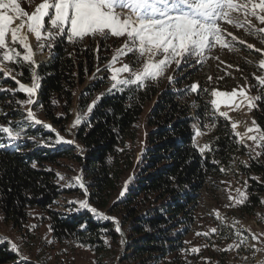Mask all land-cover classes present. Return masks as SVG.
<instances>
[{"label":"trees","instance_id":"16d2710c","mask_svg":"<svg viewBox=\"0 0 264 264\" xmlns=\"http://www.w3.org/2000/svg\"><path fill=\"white\" fill-rule=\"evenodd\" d=\"M94 44L85 38L75 44L58 38L51 48L52 62L36 70L40 97L32 108L43 124L22 119L27 106L18 102L26 100V94L11 78H0V88L14 91V95L0 91V126L15 130L18 122L25 121L22 140L0 149L4 223L26 235L31 211H39L54 242L87 248L98 264H115L122 256L121 264H246L252 250L244 231L224 225L215 233L203 232L196 225L208 184L231 174L245 176L246 181L230 215L237 223L258 219L257 211L264 207V152L249 157L238 174L236 160L247 152L238 143L231 121L214 113L209 83H201L198 93H191L186 91L190 86L167 89L160 78L143 90L110 92V72L104 67L108 58L99 56ZM13 67L17 80L32 82L27 66ZM98 96L89 113L88 106ZM257 104L253 117L264 130V100ZM58 114L63 115L58 118ZM77 115L83 117L81 124L72 127ZM213 121L214 127H206ZM197 130L203 133V145L213 149L203 156L194 145ZM57 134L74 143H55ZM65 159L82 171L87 197L75 182L71 188H60L54 168L63 167ZM65 192L116 218L122 234L114 223L79 209L77 203L70 212L54 211ZM241 193L247 197L243 204L237 202ZM0 264L37 263L22 260L4 238Z\"/></svg>","mask_w":264,"mask_h":264},{"label":"snow or ice","instance_id":"6c2138e0","mask_svg":"<svg viewBox=\"0 0 264 264\" xmlns=\"http://www.w3.org/2000/svg\"><path fill=\"white\" fill-rule=\"evenodd\" d=\"M241 14L244 17H254L264 25V0H42L31 12L22 6L21 0H0V73L5 78L10 77L14 80L18 90L28 97L18 103L33 105L36 103L34 97L41 87V78L36 73L38 65L34 59L35 52L30 37L35 38L41 51L45 48L49 50L53 48L58 38L75 44L82 43L85 37L93 39L100 37L105 41L115 37L123 38V43L107 65L111 81L109 91L123 92L132 87L135 90H143L149 82H157L164 77L173 64L179 69L189 60L195 59L197 63H202L205 54L217 45L228 48L230 45L225 41V30L221 27V23L234 27H244L245 23L251 25L250 20L240 19ZM259 31L264 33V29ZM227 35L232 36L231 33ZM232 39L236 38L233 36ZM248 47L253 46L248 45ZM96 50L98 52L99 48ZM124 57H131V59L129 62H123ZM117 63L120 64L119 67L115 66ZM10 65L21 69L27 66L32 80L31 86L17 80L16 75H13L14 69ZM259 68L264 70V58L260 59ZM18 74L23 73L21 71ZM168 79L170 83L175 82L173 76H169ZM254 79L257 81L256 86L259 90L255 96L247 95L248 86H242L239 92L233 89L231 93L213 90L211 96L214 99L210 103L214 113L231 121L229 110H221L222 104L226 106V109L233 111L239 110L241 104H246L249 111L258 107L256 102L264 100V75L254 76ZM199 87L198 83H193L186 91L198 93ZM0 91H7L14 95L11 89L0 88ZM237 97L239 100L236 99ZM99 99L98 96L88 106L89 113ZM53 104H56V101H53ZM62 115L58 114V118ZM82 119L83 117L77 115L72 127L81 124ZM26 121L43 124L31 108L26 110ZM24 123L25 121L18 122L15 130L11 126H0V140H6V142H0V149L22 140L25 135ZM238 123L232 121L231 129L239 138L238 143L248 148L250 158H254L255 149L247 145L245 138L252 141L257 148L264 149V130H261L253 121V127H247V131L241 134L236 131ZM214 126L215 121L206 125L208 128ZM44 127L52 129L50 124H44ZM254 132L258 135H250ZM202 135L203 133L199 130L195 132V137ZM57 137L55 143H74V141L65 140L59 134ZM194 145L201 156L206 150L213 151L209 144L203 146L196 144L195 138ZM259 155L260 152H255V157ZM32 167L35 168L36 164L33 163ZM57 175L59 179H64L63 176ZM73 181L83 189L87 197L88 188L82 176L74 177ZM66 186L72 187L73 184L69 182ZM237 192L239 193L240 190L237 189ZM123 195L122 191L121 196ZM240 195L241 199L237 202L243 204L247 197L243 193ZM69 203H77L79 209L89 210L102 219L113 221L116 232L121 233L116 218L98 212L87 199ZM211 231L215 233L217 230L214 228ZM237 235L239 236L240 233L237 232ZM3 239L0 238V243ZM253 239L256 237L254 236ZM10 248L18 253V246L15 243L10 242ZM231 248L230 245L229 249Z\"/></svg>","mask_w":264,"mask_h":264},{"label":"rangeland","instance_id":"374dc122","mask_svg":"<svg viewBox=\"0 0 264 264\" xmlns=\"http://www.w3.org/2000/svg\"><path fill=\"white\" fill-rule=\"evenodd\" d=\"M41 2L42 0H31V2L29 0H21L22 6L29 12L34 11L35 7ZM240 19L242 21L250 20L251 25L245 23L244 27H234L223 22L221 23V27L225 30V41L229 42L230 45L228 48H222L217 45L205 54L202 63H197L195 59L189 60L187 64H182L179 69L173 64L165 76L162 77L167 82L166 88L178 90L180 85L182 88H185L191 86L193 83L200 85L203 82H207L212 86V91L219 90L231 93L233 89H236L239 92L242 86H248L246 88L247 95H257L259 90L254 76L264 75V70L259 68V61L264 58V33L259 30L264 29V25L251 16L244 17L241 14ZM227 33H231L232 36H228ZM233 36L236 38L235 40L232 39ZM85 39L91 41V43H95V48H99L97 52L99 56L108 58L104 64L105 68L111 62L112 57L116 55V50L123 43V38L115 37H111L106 41L100 37H96L95 39L85 37ZM30 42L35 52L34 59L37 64L52 62L51 49L45 48L41 51L34 37H30ZM248 45H252L253 47L249 48ZM257 49L260 51H256ZM130 59L131 57H124L123 62H129ZM115 66L119 67L120 64L117 63ZM10 67L15 68L13 65H10ZM13 75H15V72H13ZM169 76H173L175 82L170 83ZM0 78H4L2 73H0ZM107 81H110V79ZM31 83L25 85L31 86ZM39 92L40 90L38 89L34 97L35 101L40 97ZM236 99L239 100V97ZM33 105H26L27 107L24 108L25 115L28 108L33 110ZM254 109L249 111L246 104H241L239 110L233 111L226 109L224 104L221 105V110H229L231 122H239L236 131L241 134L247 131V127H253L252 122L255 121L253 117ZM36 116L41 120L40 115L36 113ZM22 119L26 120V116ZM252 134L258 135L255 132L250 133V135ZM245 140L248 146L255 149V152H260V154L264 152V149L257 148L252 141L246 138ZM197 143L199 146H203V135L197 137ZM241 146L247 154L239 156L236 160L234 170H237L238 174H241V164H246L250 157L248 148L244 145ZM255 152L253 153V157H255ZM63 161L65 165L63 167H55L54 170L57 174L64 177L62 180L58 177L60 188L68 189L71 187H67L66 185L72 182L74 186L73 178L81 176L82 171L71 160L65 159ZM245 181V176L236 177V175L231 174L221 180L209 183L202 196L196 229L197 231L211 232L214 228L218 230V228L224 225H234L239 231L245 232L247 246L252 250L246 264H264V207L257 211L258 219L242 220L237 223L235 216L230 215V211H232L231 205L242 191L241 189ZM237 189L240 190L239 193ZM75 200V194L65 192L57 199L52 208L54 211L70 212L73 203L69 202ZM30 215L32 217L28 229L29 233L24 235L19 230L13 229L10 223L5 224L0 214V236L5 238L9 243H15L18 246V253H16L21 259L27 258V261L37 264H98L94 254L87 248L62 246L54 242L50 225L39 211L33 210ZM254 236L256 239H253ZM119 260L115 264H121Z\"/></svg>","mask_w":264,"mask_h":264},{"label":"water","instance_id":"95a60500","mask_svg":"<svg viewBox=\"0 0 264 264\" xmlns=\"http://www.w3.org/2000/svg\"><path fill=\"white\" fill-rule=\"evenodd\" d=\"M38 65V67L36 68V70L39 68V67H41V65H43V64H37ZM82 176V175H81ZM82 179H83V177H82ZM105 215H107V216H109L107 213H104ZM109 217H111V216H109ZM107 221H109V222H112V223H114L113 221H111V220H107ZM115 224V223H114ZM119 226H120V228H121V230H122V227H121V224L119 223ZM126 241H127V238L125 239ZM121 260H122V257L120 258V260H119V262H121Z\"/></svg>","mask_w":264,"mask_h":264}]
</instances>
